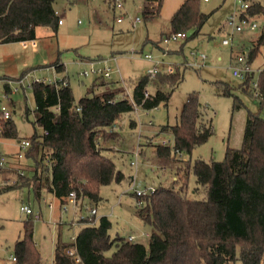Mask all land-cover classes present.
<instances>
[{"label":"rangeland","instance_id":"374dc122","mask_svg":"<svg viewBox=\"0 0 264 264\" xmlns=\"http://www.w3.org/2000/svg\"><path fill=\"white\" fill-rule=\"evenodd\" d=\"M248 0H198L203 12L210 14L199 34L192 36L194 30L185 31V40L164 41L166 33H172L171 18L177 7L185 0H163L159 14L146 18V0H56L55 8L59 19L58 29L39 27L37 48L22 46L19 42L0 44V101L12 110L18 138L0 137V149L8 155V164L0 168V264H15L12 259L16 242L24 235V222L31 218L34 222V242L42 255L43 264H53L55 244L60 237L63 242L72 243L82 227L91 207L97 209L96 223L103 215L112 222L111 236L128 239L134 235L136 241L148 243L151 226L134 214L140 205L137 192L150 193L161 186H180L183 179L177 171L179 167L191 168L185 178V191L190 197H204L205 188L196 189L193 164L199 158L205 161H222L229 147L240 148L243 143L249 110H260V100L250 88H241L244 78L234 75L239 55L255 73L254 81L264 70V45L254 59L249 61V53L254 42L262 32L264 13L250 19L257 23L255 30L246 27L236 31L228 19L234 15L239 19L243 2ZM264 5V0H259ZM139 16L141 20L135 21ZM229 43L224 44V39ZM205 58L202 59L200 54ZM146 54L151 55L148 59ZM116 57V61L113 60ZM108 59L105 63V60ZM160 68L172 67L183 74L182 81L173 91L168 104L161 103L152 109L138 106L137 110L123 114L117 120L119 136L111 137L104 145L105 154L111 158L124 179H115L99 188L102 200L98 203L84 199L81 204L60 200L44 189L38 200L33 187L22 185L25 176H32L34 161L25 156L14 158L19 151V140L29 139L34 133L42 134L43 129L34 126L33 84L37 79L58 81L65 79L71 87L76 102L85 95L102 94L108 86L95 85L98 75L88 76L84 71L111 65L119 68L125 83L113 73L112 88L121 89L120 94L133 96L138 79L148 73L156 64ZM64 64L63 71L56 65ZM165 70V69H164ZM25 76L24 87L17 80ZM5 77H13L8 94L4 87ZM231 94H226V86ZM20 91L13 93L14 88ZM158 88L152 79L148 90L155 93ZM165 90V89H164ZM167 90V87H166ZM93 91V92H92ZM198 93L205 117L212 122L213 134L207 141L198 145L191 153L174 151V135L162 131V126L175 125L188 97ZM242 107L234 108L236 99ZM29 109V117L26 111ZM264 116V106L261 108ZM136 125H131V121ZM109 129L110 131L113 130ZM101 137V136H100ZM168 145L170 156L157 153V145ZM137 160V167L132 164ZM175 178H179L175 180ZM36 185V180H31ZM50 203L53 206H50ZM22 205H29L34 214H26ZM84 218V219H82ZM115 245L109 250L111 253ZM237 259L232 264H243L240 248Z\"/></svg>","mask_w":264,"mask_h":264},{"label":"trees","instance_id":"16d2710c","mask_svg":"<svg viewBox=\"0 0 264 264\" xmlns=\"http://www.w3.org/2000/svg\"><path fill=\"white\" fill-rule=\"evenodd\" d=\"M163 0H146V18L159 14ZM250 6L240 10L242 16H258L264 13L259 0H248ZM56 0H0V43L18 42L37 38L39 27L56 31L59 17ZM210 14L201 10L198 0H185L171 18L173 31L193 29L200 33ZM188 39V38H186ZM264 45V26L249 53V61L255 58ZM64 64H57L63 71ZM255 73L244 77L241 88L253 90L260 100V110H249L242 146L229 147L222 161L197 159L193 164L196 189L205 188L204 197H190L186 193L185 178L191 168L179 167L183 179L178 186H161L151 193L138 196L140 205L134 214L151 226L147 244L126 239L113 238L108 216L99 222H88L80 229L72 243L59 237L55 244L53 264H232L240 248L243 264H264V70L257 80L258 95L253 86ZM152 79L158 88L145 97ZM183 74L177 68L171 72L161 70L155 77L142 75L134 85L133 96L120 94L112 88L115 81L98 76L95 85L108 86L102 94L85 95L76 102L71 87L65 79L56 84L34 82L33 96L36 104L34 126L43 129L34 133L26 157L34 161L32 176H21L27 180L22 185L33 187L35 196L41 199L46 189L65 204L74 191L77 199L84 202H100L99 188L114 179L121 182L124 173L109 158L104 145L111 137L119 136L117 120L123 114L135 110V103L152 109L161 103L168 104L173 91L182 81ZM9 93L8 82L4 84ZM167 87V90H166ZM165 89V90H164ZM226 94L231 87L226 86ZM93 92V91H92ZM242 107L239 98L234 108ZM29 109L26 117H29ZM135 126L136 121L132 120ZM113 130H109V129ZM162 131L174 135L175 153H191L213 134V125L205 117L198 93L189 95L175 125H165ZM101 136V137H100ZM0 137L18 138L16 123L12 117L0 118ZM157 153L170 156L168 145H157ZM179 178H177L178 180ZM31 180L38 184L31 185ZM97 215L84 220L94 221ZM115 245V249L109 250ZM76 249V256L67 252ZM15 264H43L42 255L34 242V222H24V235L15 245ZM79 259V260H78Z\"/></svg>","mask_w":264,"mask_h":264},{"label":"built area","instance_id":"2783aa9c","mask_svg":"<svg viewBox=\"0 0 264 264\" xmlns=\"http://www.w3.org/2000/svg\"><path fill=\"white\" fill-rule=\"evenodd\" d=\"M250 6V4L246 1L243 2L242 4V7L244 8V10H246L248 7ZM239 19L236 20L235 19V16L232 15L230 16V18L228 19V23L236 30V31H243L246 27H249V29L251 30H255L256 27H257V23L255 21H252L250 19L249 16H242L241 12L239 13ZM141 20V18L139 16L136 17V20L135 21H139ZM59 23H62V20L59 19ZM187 38V33L185 31H173L172 33H166L165 34V37H164V41L169 43L171 41H179V40H185ZM22 44L24 46H28V45H31L32 47H35L37 45V40L36 39H31V40H23L21 41ZM224 44H228L229 43V40L226 38L224 39ZM146 58L150 59L151 58V55L149 54H146L145 55ZM200 57L202 59L205 58V55L203 53L200 54ZM113 60L116 61V57H113ZM237 60V66H234V75H237V76H242L243 78L246 76L247 73L251 72V69H250V66L248 65V63L245 62V57L243 55H239L238 58L236 59ZM109 61L108 59L105 60V63ZM167 71V72H171L173 71V68L172 67H168V68H160L158 66V63H156L149 71L147 74L150 75V77H155L159 71L161 70H164ZM91 73L93 74H96L98 76H104L106 77L107 79H112V75L113 73H117L118 74V77H119V80L122 81L124 84L125 83V80L119 70V68L117 69H114L112 68L111 65H108V64H105L104 66H101V67H97V68H92L91 71H84L83 74L85 76H88L90 75ZM18 84H21L23 87H24V83H25V76H22L20 77L18 80H17ZM35 82H46V83H49V84H56L57 82L56 81H53V80H49V81H46V80H41V79H37ZM64 84L65 85H68V82L65 80L64 81ZM253 86L255 88V94L258 95V91H257V81H255L253 83ZM11 91V89H10ZM20 91V88L19 87H16L14 88V90H12L13 93H17ZM8 94V93H6ZM151 95V92L147 89L145 91V97H149ZM139 105L135 103V110H137V107ZM12 117V110L9 108V106L3 104L1 101H0V118L2 119H8ZM31 145V142L29 139H26V140H21L20 141V147H19V151L17 153V156L19 158H22L25 156V151L30 147ZM8 156L6 154H4L1 149H0V168H3L5 167L7 164H8ZM132 164L135 165L137 167V160H133L132 161ZM20 174H25V171L24 170H21L20 171ZM155 191V189H152L150 191L153 192ZM144 193L141 192V191H138L137 192V195L138 196H141L143 195ZM70 201H73L75 202L76 204H79L81 203L78 199H77V196H76V193L74 191H72L70 194H69V198H68ZM50 206H53V204L50 203ZM21 210L23 212H25L26 214L30 215V214H34V211L33 209L29 206V205H22L21 206ZM90 215H97V209L94 208V207H91L90 208V211H89ZM34 216L36 218H39L40 214H34ZM89 216V215H88ZM83 219V218H82ZM89 224H95L96 223V220L94 221H87ZM134 235H130L128 238L130 240H133L134 239ZM67 252L72 255V256H76V249L74 247H69L67 249ZM12 259L13 260H16V257L15 255L12 256ZM79 260V259H78Z\"/></svg>","mask_w":264,"mask_h":264},{"label":"crops","instance_id":"0c3cea01","mask_svg":"<svg viewBox=\"0 0 264 264\" xmlns=\"http://www.w3.org/2000/svg\"><path fill=\"white\" fill-rule=\"evenodd\" d=\"M182 4V3H181ZM179 7H177V9H178ZM176 9V10H177ZM173 29V28H172ZM37 37H38V30H37ZM36 40H37V38H36ZM22 46H24L23 44H22V42L21 41H18ZM38 42V41H37ZM1 44V43H0ZM30 46V45H29ZM37 46H38V44L35 46V47H33V49L35 50L36 48H37ZM13 77H5V78H3V80H4V84H5V82H8V84L10 85V80L12 79ZM21 140H19V142H20ZM18 153V152H17ZM17 153L15 154V156H14V158H17L18 156H17ZM7 155V154H6ZM8 156V155H7ZM9 158V157H8ZM175 180H177V178H175Z\"/></svg>","mask_w":264,"mask_h":264}]
</instances>
